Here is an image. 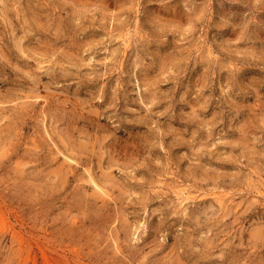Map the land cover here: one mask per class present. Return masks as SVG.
Listing matches in <instances>:
<instances>
[{"label":"rangeland","instance_id":"rangeland-1","mask_svg":"<svg viewBox=\"0 0 264 264\" xmlns=\"http://www.w3.org/2000/svg\"><path fill=\"white\" fill-rule=\"evenodd\" d=\"M0 264H264V0H0Z\"/></svg>","mask_w":264,"mask_h":264}]
</instances>
